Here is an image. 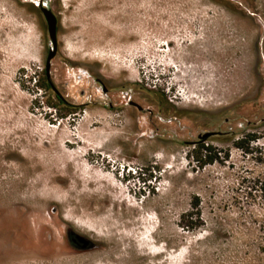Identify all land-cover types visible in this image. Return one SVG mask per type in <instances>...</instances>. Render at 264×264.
Instances as JSON below:
<instances>
[{
  "label": "rangeland",
  "instance_id": "obj_1",
  "mask_svg": "<svg viewBox=\"0 0 264 264\" xmlns=\"http://www.w3.org/2000/svg\"><path fill=\"white\" fill-rule=\"evenodd\" d=\"M263 180L264 0H0V264H264Z\"/></svg>",
  "mask_w": 264,
  "mask_h": 264
},
{
  "label": "trees",
  "instance_id": "obj_2",
  "mask_svg": "<svg viewBox=\"0 0 264 264\" xmlns=\"http://www.w3.org/2000/svg\"><path fill=\"white\" fill-rule=\"evenodd\" d=\"M216 2H224V0H213ZM37 85L40 89L45 91H51L52 93V99L48 101V106L52 107L54 109H60L64 108L66 110V115L68 114H75L80 110V106L74 105L70 103L59 91L57 90L55 83L51 76L47 75L46 69L43 70V73L39 76L38 80L36 81ZM159 99L164 102L166 98L159 97ZM64 115V116H66ZM258 137L254 134H249L247 138H239L235 141V144L243 149H249V145L246 146V142L250 144L252 140H256ZM192 144V155L194 156V160L198 162V164L202 167H204L207 164L214 163L219 157L217 152H215L216 148L213 143H211L208 138H202L200 140L194 141ZM260 188L262 191V194L264 196V180L260 181ZM200 206V200L199 197H196L194 199L193 208L194 210L190 212L189 214L184 215V218L186 216H189L192 218V228H195L199 222H201V210L199 209ZM264 228V225H263ZM262 250H264V244L263 247H261Z\"/></svg>",
  "mask_w": 264,
  "mask_h": 264
},
{
  "label": "water",
  "instance_id": "obj_3",
  "mask_svg": "<svg viewBox=\"0 0 264 264\" xmlns=\"http://www.w3.org/2000/svg\"><path fill=\"white\" fill-rule=\"evenodd\" d=\"M43 14L45 16L47 22V29L51 38L52 47L50 48L47 61H46V72L47 75L50 76V68H51V61L55 57L57 53L58 41H57V28H58V18L56 14L49 8L43 6L42 7ZM132 104L137 105L135 102ZM140 109L142 108L140 105H137ZM208 134L205 135L207 137ZM74 242H80L83 246H87L90 241L81 237L80 235H75L73 237Z\"/></svg>",
  "mask_w": 264,
  "mask_h": 264
},
{
  "label": "flooded vegetation",
  "instance_id": "obj_4",
  "mask_svg": "<svg viewBox=\"0 0 264 264\" xmlns=\"http://www.w3.org/2000/svg\"><path fill=\"white\" fill-rule=\"evenodd\" d=\"M75 235H73V233L72 234H70V240H71V242H72V244L74 245V246H76V247H82V244L81 243H79V242H74L73 241V237H74Z\"/></svg>",
  "mask_w": 264,
  "mask_h": 264
}]
</instances>
